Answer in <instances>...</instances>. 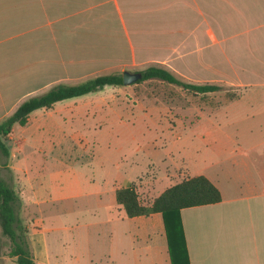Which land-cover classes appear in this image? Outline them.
<instances>
[{"label": "crops", "instance_id": "0c3cea01", "mask_svg": "<svg viewBox=\"0 0 264 264\" xmlns=\"http://www.w3.org/2000/svg\"><path fill=\"white\" fill-rule=\"evenodd\" d=\"M149 65L187 82L239 88L223 102L192 107L201 112L196 121L179 120L174 135L149 146L170 157L168 186L203 174L220 191L218 201L179 210L189 263L264 264V0H0V120L55 84ZM112 85L35 108L13 126L5 164L23 205L42 197L22 154L28 126L42 108L45 120L96 112L94 100H106L99 91ZM85 179L109 210L112 264H171L160 211L128 216L106 173ZM33 257L50 264L44 254Z\"/></svg>", "mask_w": 264, "mask_h": 264}, {"label": "rangeland", "instance_id": "374dc122", "mask_svg": "<svg viewBox=\"0 0 264 264\" xmlns=\"http://www.w3.org/2000/svg\"><path fill=\"white\" fill-rule=\"evenodd\" d=\"M114 85L99 91L106 100H94L96 112H56L45 120L48 113L42 108L37 115L42 119L33 124L35 117L28 119L22 154L32 164L33 183L42 197L23 205L18 195V216L31 255L44 254L50 264H112L106 246L109 210L87 191L85 178L106 173L110 187L132 185L139 200L150 203L173 181L169 174L174 171L165 150L150 147L153 138L174 135L170 126L196 121L198 106L223 102L239 91L229 85L195 91L157 77ZM7 159L0 151V178L8 182ZM112 208L121 209L117 204ZM12 245L0 226V264H16L8 254Z\"/></svg>", "mask_w": 264, "mask_h": 264}, {"label": "trees", "instance_id": "16d2710c", "mask_svg": "<svg viewBox=\"0 0 264 264\" xmlns=\"http://www.w3.org/2000/svg\"><path fill=\"white\" fill-rule=\"evenodd\" d=\"M139 71L141 77L136 81L157 77L201 92L216 90L221 87L219 84H196L184 81L167 68L157 65H149ZM122 83V72L103 73L88 77L78 83H58L43 93L25 98L13 112L0 120V151L9 156L8 141L13 126L25 124L29 113L33 109L42 106L49 107L57 100L94 91L105 84ZM115 198L128 216L160 211L165 227L171 264H190L179 210L185 206L218 201L221 199V194L218 187L209 178L203 174H197L184 177L167 186L148 204L139 200L137 191L132 185L116 188ZM19 206L20 198L18 194L6 180L0 178L1 231L13 243L8 254L14 257L16 264H38L25 243V228L23 224H20L18 216Z\"/></svg>", "mask_w": 264, "mask_h": 264}, {"label": "water", "instance_id": "95a60500", "mask_svg": "<svg viewBox=\"0 0 264 264\" xmlns=\"http://www.w3.org/2000/svg\"><path fill=\"white\" fill-rule=\"evenodd\" d=\"M140 77H141V72L139 70L131 71L128 69H124L122 71V78L124 84L135 82Z\"/></svg>", "mask_w": 264, "mask_h": 264}]
</instances>
